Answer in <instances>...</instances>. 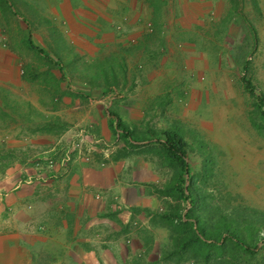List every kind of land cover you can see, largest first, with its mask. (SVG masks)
Here are the masks:
<instances>
[{"label": "rangeland", "instance_id": "obj_1", "mask_svg": "<svg viewBox=\"0 0 264 264\" xmlns=\"http://www.w3.org/2000/svg\"><path fill=\"white\" fill-rule=\"evenodd\" d=\"M227 2L224 7L198 4L200 13L174 3L167 10L170 3L165 2L153 19H141L139 27L126 26L130 21L123 17V22L99 27L97 35L89 36L77 27L56 26L54 20L23 27L27 30L18 27L21 75L15 96L0 94V134H17L21 149L10 152L4 142L0 145V183L12 182L16 173L11 170L24 162L45 171L51 158L37 159L38 152L27 148L31 143L26 139L37 135L68 133L66 143L79 141L86 163L93 162L95 154L111 158L123 141L96 137L86 122L101 105L114 102L133 131L134 146L171 164L166 165L169 176L173 171L176 178L180 167L161 147L164 132L175 131L186 141L188 170L182 188L189 199L168 191L166 199H152L137 209L111 199L105 217L114 232L108 237L100 228L96 240L115 247V263L172 264L168 254L176 238L170 220L185 222L184 217L195 212L209 234L220 232L221 241L235 234L254 249L253 257L235 252L239 263L264 264V115L257 108V98L264 105V0L263 10ZM166 21L175 25L173 32L164 28ZM23 38L59 67L31 52ZM106 38L111 39L101 46L91 42ZM82 40L87 43L80 45ZM1 45L9 48V41ZM243 78L251 82L253 95ZM65 99L70 102L65 104ZM51 125L64 129L50 132ZM88 154L89 161L84 160ZM27 178L19 176L13 191H20ZM14 192L0 191V199H13ZM38 254L40 264L51 257L56 264H73V253Z\"/></svg>", "mask_w": 264, "mask_h": 264}, {"label": "crops", "instance_id": "obj_2", "mask_svg": "<svg viewBox=\"0 0 264 264\" xmlns=\"http://www.w3.org/2000/svg\"><path fill=\"white\" fill-rule=\"evenodd\" d=\"M168 1L0 0V94L9 93L12 97L17 94L15 88L18 87L17 82L21 75L16 52L18 44L21 43V38L17 36L18 27L27 30L23 27L36 28L41 26L38 21L44 20L51 24L54 20L53 22H58L56 26L77 27L85 32L84 36H89L100 31L99 27L123 22V17L130 21L126 26L139 27L141 19H153L156 11L162 9L160 7L165 2L170 3L167 10L174 3L190 9L191 13L198 4L213 6L216 3L224 7L227 1L229 5L238 4L241 7L248 3L256 10H263V0ZM178 6V10L181 9ZM210 9L206 11L209 12ZM196 12L200 13L199 9ZM174 26L172 22L164 23L167 31L173 32ZM110 39L91 42L101 46ZM24 40L26 41L23 38L22 42ZM2 41H9L10 49L2 46ZM26 42L31 52L48 57L42 49L33 47L29 39ZM79 43L83 45L87 42L82 40ZM2 101L0 98L1 109ZM68 102L70 101L64 100L65 104ZM115 105L114 102L106 107L101 105L102 108L86 122L87 128L96 137L108 143L114 140L123 141L120 143L122 149L119 148L109 159L95 154L93 162L86 163L81 161V155L75 153L69 162L63 163L67 155L68 133L55 138L43 134L26 139L31 143H26L29 144V153L36 150L40 155H35L37 159L53 158L55 165L50 170L46 164L45 171L41 172L42 167L37 168L24 162L11 170V173H16L12 174L13 180L10 178L12 182L0 183V191L14 192L19 176L28 177L22 191L14 192L13 199H0V264H40L38 253L44 255L52 251L73 253V264H116L115 247L111 243H100L96 240L100 228L108 237L114 232V224L106 218L107 205L113 202L111 199H117L122 205L137 209L146 208L152 199H166L168 191H175L180 197L181 175L175 178L172 171L169 176L166 168L168 162L161 163L157 156L148 153V149L134 146L131 140L133 131L130 130L128 121H125L126 118L119 116L121 107L117 113ZM18 140L19 136L14 135V132L10 131L3 136L0 134V145L5 143L6 151L21 149ZM84 151L82 147V153ZM86 156L90 158L89 154ZM108 226L112 228L109 230ZM69 257L70 254L68 259ZM54 259L51 257L49 261H42L41 264H56Z\"/></svg>", "mask_w": 264, "mask_h": 264}, {"label": "trees", "instance_id": "obj_3", "mask_svg": "<svg viewBox=\"0 0 264 264\" xmlns=\"http://www.w3.org/2000/svg\"><path fill=\"white\" fill-rule=\"evenodd\" d=\"M55 67H59L57 63L52 61L49 57L47 59ZM62 73V71H60ZM63 75V74H62ZM64 79V78H63ZM242 82L245 84L247 90L250 94H254L252 90V84L247 78H243ZM257 98V97H256ZM258 100V110L261 115H264V105H262L263 100L257 98ZM3 109H0V114H2ZM119 125V124H118ZM55 125H51L50 132L53 130ZM57 132H61L62 128L60 125L55 127ZM165 142L161 144L162 148L167 152V155L175 161V163L180 167L181 175V186L179 187L180 197L182 200H189L183 187V178L187 174L188 165L185 156V148L187 146L186 141L175 131L164 132ZM198 202L195 201V206ZM189 217L195 218V221L191 222ZM170 218V217H169ZM165 220L168 219L166 216ZM185 222L174 223L172 230L174 233L175 245L174 250L168 254L169 262L172 264H182L186 261H193L194 264H210V262H215V264H241L238 261V257L235 252L240 253L243 258L253 257L254 249L247 245L240 236L231 234L227 235L226 238L222 239V234H209L207 231L205 223L201 221L200 216L195 215V212L188 213L184 217ZM164 222V221H163ZM165 227V224H162ZM224 229V227H223ZM225 230V229H224ZM173 236V234H172ZM174 239V238H173ZM215 239V240H214ZM209 241H212L210 243ZM217 241V242H214Z\"/></svg>", "mask_w": 264, "mask_h": 264}, {"label": "built area", "instance_id": "obj_4", "mask_svg": "<svg viewBox=\"0 0 264 264\" xmlns=\"http://www.w3.org/2000/svg\"><path fill=\"white\" fill-rule=\"evenodd\" d=\"M68 148H67V155L65 157V159L63 160V163L69 162L70 161V157H72L73 154L77 153L78 155L82 154V145L80 144V142H71L67 143ZM85 160L89 161V157H85ZM47 168L48 169H52L55 165V159L51 158V159H47ZM37 168H41V166L37 165Z\"/></svg>", "mask_w": 264, "mask_h": 264}]
</instances>
